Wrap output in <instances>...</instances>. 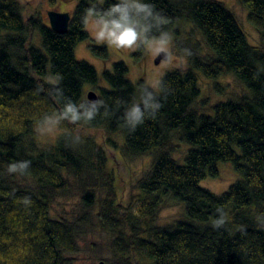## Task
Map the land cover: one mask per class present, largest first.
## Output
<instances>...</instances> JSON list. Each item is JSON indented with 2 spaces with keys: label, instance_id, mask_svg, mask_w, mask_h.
I'll use <instances>...</instances> for the list:
<instances>
[{
  "label": "trees",
  "instance_id": "1",
  "mask_svg": "<svg viewBox=\"0 0 264 264\" xmlns=\"http://www.w3.org/2000/svg\"><path fill=\"white\" fill-rule=\"evenodd\" d=\"M61 1H75L65 34L51 30L38 13L24 18L19 0H0V264H71L65 256L78 252L82 227L96 220L114 237L112 251L123 256L119 264H264V228L257 220L264 219V0H240L259 47L249 44L236 17L219 1L146 0L169 19L173 49L187 65L160 78L163 107L135 131L121 117L138 101L144 81L133 83L123 61L99 74L75 56L77 45L86 42L97 59L109 62L108 49L92 44L82 22L85 9L98 0ZM145 54V49L132 54L136 64ZM226 77L242 92L200 112L201 79L222 94L220 80ZM86 86L97 91L109 115L101 108L91 122L64 120L67 132L40 146L33 128L58 117L65 103L56 89L79 104L88 101ZM93 129L119 135L125 160L152 158L128 206L117 201L106 150L86 135ZM78 131L85 135L79 141ZM178 147L185 151L178 159L182 164L173 156ZM24 160L31 164L22 176L34 180V190L8 175L9 164ZM218 163H230L239 176L221 195L200 187L206 178H219ZM73 185L81 193L83 216L68 221L52 214V205ZM101 190L105 198L98 200ZM25 196L30 205L21 203ZM168 201L183 207L184 219L160 226ZM217 208H223L226 223L214 229Z\"/></svg>",
  "mask_w": 264,
  "mask_h": 264
},
{
  "label": "rangeland",
  "instance_id": "2",
  "mask_svg": "<svg viewBox=\"0 0 264 264\" xmlns=\"http://www.w3.org/2000/svg\"><path fill=\"white\" fill-rule=\"evenodd\" d=\"M221 2L233 15L236 17L242 31L244 32L250 45L259 47V37L247 20V11L241 5L240 0H216ZM23 5V16L27 18L33 14L38 13L44 23H48L47 12L58 11L72 13L74 2H63L56 0L55 4L52 5L49 0H19ZM63 2V3H62ZM102 3L103 0H98ZM189 32L191 28L184 26ZM92 44L96 46H105L110 55L109 62L104 63L97 59L90 51L89 43L83 42L77 45L75 49L76 59L79 61H86L93 65L97 72L100 74L105 66L107 69H111V66L115 62L123 61L128 65L129 73L128 77L136 83L140 79L144 81L145 85L151 86V88L158 91V83L160 78L167 72L173 69H185L187 62L184 55L177 56L173 49V40L171 39L168 44V58L162 60L159 64H155V59L158 55L154 52L145 50V57L141 64H136L134 54L137 49H117L114 46H109L105 43L97 42L95 39V26L94 23L89 20L86 23V28ZM199 38V35H197ZM35 44H37V36H34ZM202 95L198 101L196 108L200 112H204L210 109L215 102L226 101L233 94L241 93V86L234 81L231 77L222 78L220 80L221 87L223 89L222 94L212 90V83L201 79ZM86 94L84 99L87 97L89 91H93L97 94V91L90 89L88 86L85 87ZM206 103V107L204 104ZM66 129L62 121H58V117L49 116L43 120L40 124H37L33 128L32 137L36 139L40 146L50 144L54 142L60 135L66 133ZM84 138L85 135L80 134L79 131L75 133V136ZM86 135L93 136L96 141L101 144L106 150L109 158L108 166L115 174V184L117 189V201L120 204L128 206L131 204L133 196L137 195L136 183L139 182L141 177L149 171L152 158L149 156H142L135 158L132 161L123 159L119 149L122 145V138L119 135L107 136L101 129L86 130ZM108 140H110L108 142ZM177 143V142H175ZM173 153L174 159L182 164L183 160H178L184 155V147L174 148ZM219 178L212 179L206 178L200 182V187L210 191L215 195H221L228 190V188L235 183L239 176L235 173L230 163H218L217 164ZM11 176L13 181L17 182L21 186H26L32 190L35 189V182L31 177L22 176L19 173H12ZM70 184H78L74 180L70 179ZM74 187L69 192H65L62 196L57 197L53 202L52 214L59 218H63L68 221H74L83 216L80 207V190ZM98 200L105 198V191H99L97 196ZM184 219L183 207L172 201H168L162 206V210L159 215L158 223L160 226H169L172 223ZM95 221V220H93ZM113 236L109 232L102 229L101 225L96 220L93 225H84L82 227V233L79 240L78 252L75 254H68L65 257L71 261V264H99L104 262L105 264H119L121 263L123 256L118 254L114 255L112 249Z\"/></svg>",
  "mask_w": 264,
  "mask_h": 264
},
{
  "label": "clouds",
  "instance_id": "3",
  "mask_svg": "<svg viewBox=\"0 0 264 264\" xmlns=\"http://www.w3.org/2000/svg\"><path fill=\"white\" fill-rule=\"evenodd\" d=\"M91 20L95 26V39L97 42L114 46L117 49H145L156 55L168 58V44L171 40L170 33L166 30L169 19L154 4L146 0H113L106 7L99 2L91 4L85 9L82 17L83 23ZM187 54H191L185 49ZM160 92L149 85H142L139 89V99L134 100L124 110L121 117L123 125L130 131H135L147 118H155L163 107ZM56 94L65 101L58 114V121H68L76 124L80 121L91 122L104 108V115H109L107 105L103 100L83 101L79 104L63 97V92L56 89ZM79 141V137L75 138ZM31 162L24 160L11 163L7 167L9 174H26ZM21 203L31 204L30 197H23ZM218 217L212 221V227L218 229L226 223L223 208H217ZM258 226L264 228V219L257 218Z\"/></svg>",
  "mask_w": 264,
  "mask_h": 264
},
{
  "label": "water",
  "instance_id": "4",
  "mask_svg": "<svg viewBox=\"0 0 264 264\" xmlns=\"http://www.w3.org/2000/svg\"><path fill=\"white\" fill-rule=\"evenodd\" d=\"M71 15L68 12L48 11L47 19L51 30L58 34H65L68 30ZM162 60H166L163 56L158 55L155 64H159ZM89 101L98 100L97 95L93 91L87 93ZM99 264H105L100 262Z\"/></svg>",
  "mask_w": 264,
  "mask_h": 264
},
{
  "label": "bare ground",
  "instance_id": "5",
  "mask_svg": "<svg viewBox=\"0 0 264 264\" xmlns=\"http://www.w3.org/2000/svg\"><path fill=\"white\" fill-rule=\"evenodd\" d=\"M70 19H71V18H70ZM205 59H206V58H205ZM205 59H204V60H205ZM97 98H98V97H97ZM87 100H88V98H87ZM88 101H89V100H88Z\"/></svg>",
  "mask_w": 264,
  "mask_h": 264
}]
</instances>
